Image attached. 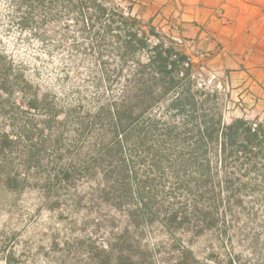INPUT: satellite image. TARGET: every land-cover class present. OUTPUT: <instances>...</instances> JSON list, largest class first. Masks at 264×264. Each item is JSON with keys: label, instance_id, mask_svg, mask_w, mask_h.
Here are the masks:
<instances>
[{"label": "rangeland", "instance_id": "374dc122", "mask_svg": "<svg viewBox=\"0 0 264 264\" xmlns=\"http://www.w3.org/2000/svg\"><path fill=\"white\" fill-rule=\"evenodd\" d=\"M131 7L0 0V264H264V119Z\"/></svg>", "mask_w": 264, "mask_h": 264}, {"label": "crops", "instance_id": "0c3cea01", "mask_svg": "<svg viewBox=\"0 0 264 264\" xmlns=\"http://www.w3.org/2000/svg\"><path fill=\"white\" fill-rule=\"evenodd\" d=\"M132 13L183 39L264 119V0H127Z\"/></svg>", "mask_w": 264, "mask_h": 264}, {"label": "trees", "instance_id": "16d2710c", "mask_svg": "<svg viewBox=\"0 0 264 264\" xmlns=\"http://www.w3.org/2000/svg\"><path fill=\"white\" fill-rule=\"evenodd\" d=\"M121 19V23L128 26L129 24L131 25H137L139 24L138 21L133 20L131 23H129V19H124L123 17H120ZM137 34L136 33H130V38L129 41H133V40H139L137 39ZM152 34H154V36H157L155 33L152 32ZM158 37V36H157ZM125 43V46L127 47L128 43ZM154 51L155 54L151 57L150 59V65H154L156 64L157 66V71L159 72V74L162 76L165 72L166 74L169 72H173L177 69V65L181 62H185L187 60V58L184 55H181L179 53H176L172 48H163L162 45H156L154 47ZM162 54H164V56H162ZM174 55L175 59L170 61V57ZM190 66L192 65L191 63H188ZM167 66H171V68L169 69L168 72H166V68ZM188 72V70H186V73ZM135 90H137V87H135ZM139 90V89H138ZM128 92V91H127ZM127 98L132 101L135 102L136 104L139 103L138 99H137V95L135 94H129L127 93ZM128 100V102H130ZM187 99H183V101H186ZM131 103V102H130ZM142 103H144V101H142ZM175 104L177 103V100L174 102ZM132 104V103H131ZM177 106V105H175ZM181 107V105H180ZM177 108L179 109V107L177 106ZM117 116L120 118L121 115L118 113ZM220 122L217 121V124ZM214 125H210L209 128H213ZM242 130L241 132V136L242 139L245 141V143L248 144H253L254 143L255 146H257L258 148H260V146L263 144V141H259V139H262L264 137V124H259L256 125L255 128L252 127V125L250 123H248L247 121L243 120V119H237L235 120L232 124L226 126V127H222L221 129H223V136L226 142H228L230 145L233 144L234 139L236 137V130L240 129ZM264 149V147H263ZM260 150V149H259ZM263 152V151H262ZM263 157H264V153H263Z\"/></svg>", "mask_w": 264, "mask_h": 264}]
</instances>
